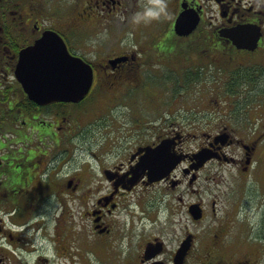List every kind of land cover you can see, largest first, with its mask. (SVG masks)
I'll use <instances>...</instances> for the list:
<instances>
[{"label":"flooded vegetation","instance_id":"1","mask_svg":"<svg viewBox=\"0 0 264 264\" xmlns=\"http://www.w3.org/2000/svg\"><path fill=\"white\" fill-rule=\"evenodd\" d=\"M141 1L0 0V264H264V105L233 100L264 98V0ZM240 27L254 48L222 36ZM48 31L93 70L79 102L17 78ZM192 96L208 119L178 114ZM162 147L180 161L156 179Z\"/></svg>","mask_w":264,"mask_h":264},{"label":"water","instance_id":"2","mask_svg":"<svg viewBox=\"0 0 264 264\" xmlns=\"http://www.w3.org/2000/svg\"><path fill=\"white\" fill-rule=\"evenodd\" d=\"M199 18L183 12L176 21V33L181 37L189 36L195 29ZM240 49L256 46L260 32L251 27H240L222 32ZM19 82L29 98L37 104L47 105L54 102H79L89 93L93 83V70L81 58L70 54L62 37L48 31L35 45L23 50L16 71ZM163 147L148 153L141 166L148 169L150 176L161 179L180 161L178 157L164 158ZM203 153L197 155L199 163ZM186 249L176 258L184 260Z\"/></svg>","mask_w":264,"mask_h":264},{"label":"rangeland","instance_id":"3","mask_svg":"<svg viewBox=\"0 0 264 264\" xmlns=\"http://www.w3.org/2000/svg\"><path fill=\"white\" fill-rule=\"evenodd\" d=\"M141 2L143 4V11L145 13L146 12H152L155 9V8L154 9H150L149 7L151 5H148L149 7H147V2L148 1L143 0ZM177 40H180V39L178 38ZM194 98H195V96H192V97H189L187 99L188 104H189V108L192 111H189V110L188 111H184L183 110V102L181 100H180V103H179V101H177L176 102V110H178V114L179 115L189 114V115L194 116V113H198V114L195 115L196 118H199V115H203L206 119H208V117L211 116L212 113L211 112L202 113L201 112L202 110L198 109V104L196 102H191V100L194 99ZM176 99H181V98L178 97V95H177L176 96ZM205 100L206 101L211 100L210 103H209V105L216 104L215 101L218 102L217 104H226V100L223 98L222 95H219L218 97H216V96H213V97L208 96V97L205 98ZM233 100H234V103L242 104V105H251V106H253V105H256V106L261 105V106H263L264 105V98L262 100L260 97H256L254 95H251V96L247 95V97H243V98H241L239 96H235V97H233ZM181 120L184 121L186 119L183 118Z\"/></svg>","mask_w":264,"mask_h":264},{"label":"trees","instance_id":"4","mask_svg":"<svg viewBox=\"0 0 264 264\" xmlns=\"http://www.w3.org/2000/svg\"><path fill=\"white\" fill-rule=\"evenodd\" d=\"M196 38H191V40H195V39H197V40H204L205 39V36L203 37V36H200V33L199 34H197L196 36H195ZM169 40H172V38H170Z\"/></svg>","mask_w":264,"mask_h":264}]
</instances>
